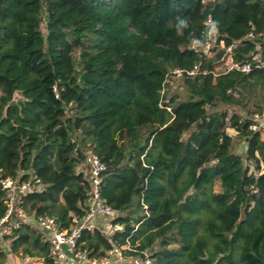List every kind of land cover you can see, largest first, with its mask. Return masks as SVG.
Here are the masks:
<instances>
[{"label": "trees", "instance_id": "trees-1", "mask_svg": "<svg viewBox=\"0 0 264 264\" xmlns=\"http://www.w3.org/2000/svg\"><path fill=\"white\" fill-rule=\"evenodd\" d=\"M208 17L226 43L253 34L235 60L264 56V0H0V179L37 176L21 206L67 228L84 213L82 167L96 154L121 230H83L76 243L89 258L129 242L123 255L144 251L151 264H264V139L250 129L264 68L203 74L220 54L203 59L189 45L206 39ZM196 63L197 74L171 72ZM3 199L0 188V217ZM0 239L55 264L31 224Z\"/></svg>", "mask_w": 264, "mask_h": 264}, {"label": "built area", "instance_id": "built-area-1", "mask_svg": "<svg viewBox=\"0 0 264 264\" xmlns=\"http://www.w3.org/2000/svg\"><path fill=\"white\" fill-rule=\"evenodd\" d=\"M252 37L253 34L249 32L241 40L226 43L220 38L217 30L213 38L205 39L196 46L191 43L189 48L203 59L220 54L219 64L214 70L203 69V74L212 73L216 76L230 71L248 73L253 68H264V56L260 53H252L248 59L235 60L233 50L239 42ZM199 66L200 64L196 63L191 68H174L171 72L176 74L185 72L187 75H193L199 72ZM250 129L260 131L264 139V109L253 114ZM84 164L87 166L89 181L84 213L80 216H73L71 224L67 228L60 227L53 216L32 217L21 206L23 195L41 188L40 179L37 176L24 180L17 177L1 178L0 188L4 192L3 202L6 210L0 217V237L10 234L21 223H27L34 226L41 233L43 239L48 242L49 257L55 264H151V257L144 251L140 252L142 256H124L123 249L134 251L129 242H126L122 247H113L108 252L109 257L100 258H89L85 250L77 247V239L83 230L96 229L108 238L116 231L121 230V225L113 222L115 211L100 195L101 174L105 170L104 163L96 154L88 153Z\"/></svg>", "mask_w": 264, "mask_h": 264}, {"label": "rangeland", "instance_id": "rangeland-1", "mask_svg": "<svg viewBox=\"0 0 264 264\" xmlns=\"http://www.w3.org/2000/svg\"><path fill=\"white\" fill-rule=\"evenodd\" d=\"M228 132L234 137V150L238 153H241L244 143L241 141L240 138L236 137L235 135L236 133L233 129H228ZM213 189L214 191H219L221 187L217 183L214 185ZM0 244H1V248L6 251L5 263H8V264H44L43 259L39 257H22L20 248L18 249L17 253H12L8 249V241H4L0 239Z\"/></svg>", "mask_w": 264, "mask_h": 264}, {"label": "clouds", "instance_id": "clouds-1", "mask_svg": "<svg viewBox=\"0 0 264 264\" xmlns=\"http://www.w3.org/2000/svg\"><path fill=\"white\" fill-rule=\"evenodd\" d=\"M188 21L186 19L183 18H177V23L175 24V31L177 35H182L183 34V30L186 29L188 27ZM218 30V22L213 21L211 19V17H208L207 20L205 21V31L202 33V35L206 38V39H211L213 38ZM194 46L196 45H200L201 41L200 40H196L193 42Z\"/></svg>", "mask_w": 264, "mask_h": 264}, {"label": "crops", "instance_id": "crops-1", "mask_svg": "<svg viewBox=\"0 0 264 264\" xmlns=\"http://www.w3.org/2000/svg\"><path fill=\"white\" fill-rule=\"evenodd\" d=\"M78 169H79V167H78ZM82 169H84L87 172V166L86 165H84V167H82Z\"/></svg>", "mask_w": 264, "mask_h": 264}]
</instances>
